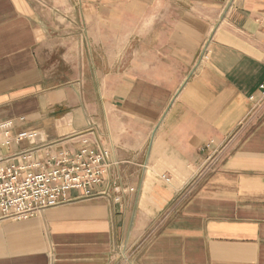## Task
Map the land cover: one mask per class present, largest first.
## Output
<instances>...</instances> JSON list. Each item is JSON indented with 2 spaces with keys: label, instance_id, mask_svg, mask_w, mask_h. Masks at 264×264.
Masks as SVG:
<instances>
[{
  "label": "crops",
  "instance_id": "obj_1",
  "mask_svg": "<svg viewBox=\"0 0 264 264\" xmlns=\"http://www.w3.org/2000/svg\"><path fill=\"white\" fill-rule=\"evenodd\" d=\"M45 1L0 0L1 152L108 167L0 264H264V0Z\"/></svg>",
  "mask_w": 264,
  "mask_h": 264
},
{
  "label": "built area",
  "instance_id": "obj_2",
  "mask_svg": "<svg viewBox=\"0 0 264 264\" xmlns=\"http://www.w3.org/2000/svg\"><path fill=\"white\" fill-rule=\"evenodd\" d=\"M7 125L0 132L7 137ZM8 140H0V222L28 219L47 208L68 202L71 190L89 195L100 183L108 167L109 152L100 148H84L71 158H61L40 170L33 166L9 164V156L1 152Z\"/></svg>",
  "mask_w": 264,
  "mask_h": 264
},
{
  "label": "rangeland",
  "instance_id": "obj_3",
  "mask_svg": "<svg viewBox=\"0 0 264 264\" xmlns=\"http://www.w3.org/2000/svg\"><path fill=\"white\" fill-rule=\"evenodd\" d=\"M37 5L39 6H43V7H47L48 3L45 1V0H34ZM71 13H64V14H61V15H56L54 21H57L59 22L60 20L61 21H69L70 20V17H71ZM53 16L52 14H49V13H46V19L50 22L53 21ZM59 18V19H58ZM71 29H68L66 31H70Z\"/></svg>",
  "mask_w": 264,
  "mask_h": 264
}]
</instances>
